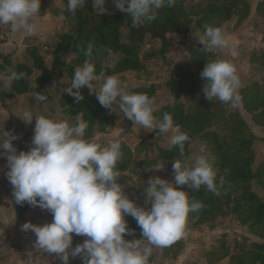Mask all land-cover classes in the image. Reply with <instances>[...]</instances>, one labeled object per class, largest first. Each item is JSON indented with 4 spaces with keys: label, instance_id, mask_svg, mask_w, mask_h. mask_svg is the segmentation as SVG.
<instances>
[{
    "label": "clouds",
    "instance_id": "1",
    "mask_svg": "<svg viewBox=\"0 0 264 264\" xmlns=\"http://www.w3.org/2000/svg\"><path fill=\"white\" fill-rule=\"evenodd\" d=\"M85 3L86 0H67L64 10L74 15ZM113 3L118 11L128 15L131 27L137 28L155 21L154 10L173 7L176 0H113ZM40 4L41 0H0V27L8 26L10 33L18 34L21 39L36 35ZM92 5L99 14L106 12L105 0H92ZM196 40L207 53L230 45V39L220 28L207 25ZM94 48L92 42L87 44L83 50L87 59L74 68L64 92L79 102L84 99L79 90L86 86L102 107L111 112L118 108L134 125L171 133L170 144L177 146L180 156L184 157L189 135L166 112L156 121L154 101L147 94L129 92L127 84L117 75H105L103 71L97 75L92 59ZM200 76L205 81L202 91L208 101L216 98L232 105L240 101L241 81L231 62L210 59ZM7 79L19 81L25 79V74L9 68ZM93 81L102 83L97 88ZM36 99L45 101L47 96L37 92ZM22 120L35 121L33 146L18 152L13 141L19 137L3 128L0 149L5 151L0 156L6 158L5 176L17 204L26 202L52 214L50 223L40 226L25 222L21 230L35 234L36 239L32 241L35 253L54 255L62 264H68L69 250L73 257H81L82 264H149L152 247H168L186 236L189 213L198 214L205 207L201 201L190 202L184 187L199 190L205 186L217 196L224 187L223 177L217 182V173L205 155L195 156L191 164L175 159L172 165L175 185L159 177L147 181L145 204L150 207L146 209L129 199L117 182L120 177L117 164L122 159L118 139L106 146L86 140L84 133L88 124L83 119L70 124L44 115L33 119L28 114ZM162 167L159 164L155 169ZM125 215L135 219L143 239H125L126 235H135V229L127 226ZM71 234L85 237L83 243L72 247ZM142 240L147 244H142ZM28 253L30 264H37L38 255Z\"/></svg>",
    "mask_w": 264,
    "mask_h": 264
},
{
    "label": "trees",
    "instance_id": "2",
    "mask_svg": "<svg viewBox=\"0 0 264 264\" xmlns=\"http://www.w3.org/2000/svg\"><path fill=\"white\" fill-rule=\"evenodd\" d=\"M185 1L176 0L173 7L154 10L157 17L155 21L132 28L131 19L126 13L118 11L114 3L113 13L95 14L97 20L95 24H92L90 17L93 13L92 0H86V12L80 9L73 15L64 10L68 29L53 33L49 53L51 59L59 68L58 70H62L67 75L70 83L74 68L81 66L87 59L83 50L89 42H92L95 45L92 59L97 75L102 71L105 75L136 73L145 68L140 55V47L145 34L151 33V37L164 40L165 34L173 31L174 24L182 17L192 19V27L184 32L195 29L203 33L206 25L222 29L223 24L231 20H236V25H239L248 17L251 10L249 0H201L187 9L184 5ZM256 14L264 19V0L258 2ZM120 26L128 28L124 42L118 31ZM31 40L34 41L36 38H28L25 42ZM201 48L202 45L199 43L185 46L193 65V71L186 70L180 64L174 65V74L165 83L174 102L153 112L156 121L162 118L165 112L170 114L174 124L179 125L181 130L189 135V141L185 143V155L181 157L178 147L172 145L168 148H160L158 153L170 167L175 159L189 162L191 159L190 146L197 139L204 147V155L215 167L217 182L223 177L225 183L220 189L219 196L209 192L205 186H201L199 190L184 187V190L188 192L190 202L197 200L205 205L198 214L189 213L187 223L194 228L202 225L213 226L218 217L232 214L235 220L247 226L249 233L261 240L252 243L236 242L233 248H230L227 237L221 235L217 246L203 251L205 264H218L224 258H228L227 264H264V196L258 195L252 188V183H255L264 191V162H259L253 169L256 138L240 113L229 109L230 103H222L216 98L208 101L205 98L202 91L205 81L200 73L208 60L220 58L214 52H203ZM109 55H117V57L112 65H105L103 60ZM251 61L261 66L263 76L260 81L251 82L240 90V101L242 109L251 115L252 121L257 126L264 127V53L252 56ZM9 68H14L17 73H24L25 79L9 82L7 79ZM35 71L37 74L33 76ZM0 76L7 80L8 86V90L0 89V108L11 114L7 106L8 100L28 93L36 99V93L41 92L47 96V100L38 101L36 99L38 109L41 115L53 119L55 102L47 91L52 73L44 66V59L37 45H27L20 61H13L10 55H0ZM79 91L84 97L83 100L76 102L74 97L65 92L60 96L57 104L61 116L67 121H74L79 117L87 122L88 128L84 133V138L89 140L96 132H107L114 125L115 119L111 111L102 107L97 98L90 95L86 86ZM155 91V85L150 84L138 86L131 92L145 93L153 98ZM192 95L196 96L186 109L185 104L180 102V98ZM33 99L30 98L29 102L32 103ZM154 130L158 131L155 128ZM261 140L264 145V137ZM120 142L122 159L117 164L120 171L117 182L122 184L131 176L129 173L140 175L143 177V183L139 184V188L144 192L147 184L144 179L146 171L154 166L155 160L145 154L147 145L144 141L138 142L134 148H130L123 141ZM29 207L26 202L23 204L15 202L16 224L25 221ZM124 219L129 228L135 229L136 235L143 237L140 227L131 215H125ZM31 223L36 225L35 221ZM126 237L127 235L125 239ZM81 238L82 236L74 235L73 243L77 244ZM182 248L183 241L180 239L162 248V257L176 258ZM68 262L82 264L80 256Z\"/></svg>",
    "mask_w": 264,
    "mask_h": 264
},
{
    "label": "rangeland",
    "instance_id": "3",
    "mask_svg": "<svg viewBox=\"0 0 264 264\" xmlns=\"http://www.w3.org/2000/svg\"><path fill=\"white\" fill-rule=\"evenodd\" d=\"M201 0H186L185 8H189L190 5L197 3ZM262 0H249L251 10L248 17L243 20L239 25H236V20H231L223 24L221 31L230 39V45L228 48L216 49L214 53L220 59L231 62L237 69V74L241 81L240 90L246 85L254 81H260L263 76V70L261 66L251 61L252 56H257L264 53V19L256 14V6L258 2ZM42 5V2L40 6ZM93 6V5H92ZM106 12L102 14H111L114 12L113 0H105L104 5ZM93 9V13L90 14L91 23L95 24L97 17L95 14H99L97 9ZM86 12L85 4L81 9ZM192 27V19L190 17H182L174 24V30L165 34V39L151 37L150 34H145L143 44L140 47V55L145 63V68L140 72H124L117 76L122 82L127 84L128 91L131 92L138 86H148L150 84L155 85L156 91L153 96V112L161 109L162 107L172 104L174 102L173 96L165 87L166 81L174 74V65L180 64L188 71H193L192 62L187 54L185 46H193L198 42L197 37L203 33L199 30L191 29L184 32L186 29ZM68 27L65 28V30ZM178 29V30H177ZM119 34L121 35L122 42L125 41L128 28L126 26L119 27ZM52 37L46 40L36 39L34 41L26 42V45H37L44 59V66L52 73V78L47 86V91L52 95L55 102V113L53 119L67 121L60 114V108L57 104L58 99L64 94V89L69 86V80L66 74L54 64L51 59V42ZM117 55H109L103 60L105 65H112ZM35 71L33 76L36 75ZM94 85L98 88L102 81H93ZM0 89L8 90L7 80L0 77ZM90 95L96 97L94 93ZM192 96H183L180 98V102L184 103L186 109L189 104L192 103ZM30 98H34L31 93L14 96L7 101V106L11 112L9 114L4 109L0 108V132L8 131L12 134L20 136L23 132L24 127H28L26 132L27 136L31 137L34 135L35 121L25 122L22 119H27L28 114L34 119L41 115L38 109V102L34 98L32 103L29 102ZM229 109L237 110L244 121L247 123L249 129L255 136L254 152L255 161L253 169L256 168L259 162H264V145L261 140L264 137V127L257 126L251 118V115L246 113L242 109L241 101L237 104L229 105ZM115 123L105 133H94L90 141L96 142L101 146L108 145L113 140H119L125 142L130 148H134L135 145L144 141L147 145L145 154L155 160L153 167L146 171L144 179L146 181L149 178L159 177L165 179L175 185L174 173L172 166L170 167L166 160L160 158L158 150L160 148H168L170 144L171 133H160L153 129H144L139 125L128 120L119 112L118 108L116 112H112ZM80 120L78 117L74 121L68 120V122L74 123ZM155 124V121H154ZM29 125V126H28ZM28 142L25 137L21 136L17 140L13 141L17 151H26L27 147H32V143ZM191 148V159L189 164L194 160L197 155H204V147L195 139L190 146ZM6 160V158H5ZM211 163V162H210ZM159 164H163V167L159 170L155 167ZM213 165V164H212ZM214 170L215 167L213 166ZM131 176L125 180L121 185L123 186L124 193L133 200L137 206L148 208L145 204L146 194L139 188V184L143 183L142 176L134 175L129 173ZM138 184V185H137ZM253 190L260 196H264V191L261 190L255 183H252ZM143 189V186H142ZM28 216L31 221H35L36 225H44L50 223L53 219L52 214L47 210L41 209L40 207H29ZM27 216V215H26ZM186 236L182 237L183 248L176 258L165 259L162 257V248L152 247V255L149 258V264H205L203 257V251L205 249L214 248L219 244V238L221 235H225L229 242L230 248H233L236 242L245 241L252 243L255 241H261L259 238L248 232L247 226L239 223L234 219L232 214H227L225 217H218L213 226L202 225L199 227H192L189 223L186 224ZM72 235V247L77 244H82L85 237L82 236L81 240L77 243H73L74 235ZM126 239H143L138 235L127 236ZM142 244H147L146 240H142ZM6 242H0V264H6ZM41 260L48 264H60L61 260L52 255L42 252L40 254ZM8 258V257H7ZM74 257L71 255L69 250V260ZM228 258L220 260L218 264H227ZM68 264H70L68 262Z\"/></svg>",
    "mask_w": 264,
    "mask_h": 264
},
{
    "label": "crops",
    "instance_id": "4",
    "mask_svg": "<svg viewBox=\"0 0 264 264\" xmlns=\"http://www.w3.org/2000/svg\"><path fill=\"white\" fill-rule=\"evenodd\" d=\"M40 13L37 17L39 31L34 36L20 38L18 34H10L6 42L0 43V55H10L13 61L22 60V55L27 47L25 40L28 38H36L46 40L51 38L54 32L64 30L67 22L64 17V9L67 3L66 0H41ZM3 78L2 76H0ZM14 98V97H13ZM2 109V108H1ZM29 126V125H28ZM28 127H24L23 132L19 137L23 136L30 142L31 137L26 135ZM31 147H27L28 151ZM5 150L0 149V153ZM7 171L5 157L0 156V242H6V264H30L29 253L33 252L38 255L37 264H48L43 262L40 253H35L32 247V241L36 239L35 234L28 230H21V225L25 222H31L30 217L21 224H16L14 216L15 199L12 195V186L5 176ZM29 210V209H28ZM8 257V258H7Z\"/></svg>",
    "mask_w": 264,
    "mask_h": 264
},
{
    "label": "built area",
    "instance_id": "5",
    "mask_svg": "<svg viewBox=\"0 0 264 264\" xmlns=\"http://www.w3.org/2000/svg\"><path fill=\"white\" fill-rule=\"evenodd\" d=\"M10 31L8 26H2L0 27V43L6 42L10 37Z\"/></svg>",
    "mask_w": 264,
    "mask_h": 264
}]
</instances>
